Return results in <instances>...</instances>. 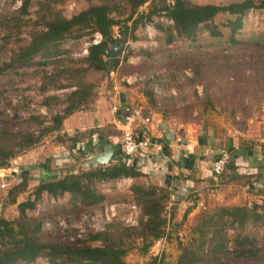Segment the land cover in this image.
I'll use <instances>...</instances> for the list:
<instances>
[{"label": "trees", "instance_id": "trees-1", "mask_svg": "<svg viewBox=\"0 0 264 264\" xmlns=\"http://www.w3.org/2000/svg\"><path fill=\"white\" fill-rule=\"evenodd\" d=\"M74 1H84L89 5L66 17L58 6L62 3L61 0H22L17 16L0 22V28L6 30L9 36H17L25 22L24 17L28 15V8L36 3L34 29L29 41L14 51L7 60L0 62V77L18 73L19 70L34 65L64 62L60 44L68 36L81 38L95 33L101 36L97 44L88 46L83 60L75 62L70 59L68 64L60 65L48 75L44 74L47 82L41 85L42 93L52 88H72L63 98L56 95L45 96L41 102L47 109L59 102L62 105L61 111L50 115L48 120L32 118L38 125L32 132H12L6 127L0 129V169L8 168L14 158L40 144L48 135H55L60 141L67 140L71 144L78 142L76 136L69 137L62 133L63 121L73 113L90 110V105L97 97L95 85L90 80L92 74L101 73L106 77L116 69L119 58L105 57V49L111 48L118 39L114 35L115 26H118L119 35L134 38V32L140 25L152 22V16L161 13L171 22L166 27L155 25L163 34L162 42L165 45L172 44L177 38L191 43H196L197 40L196 46L204 51L213 47L221 49L215 55L205 52L203 60H212L214 56L221 61H228L234 53L225 56L224 50L228 51L232 47L241 50L252 45L249 40L236 37L242 28L246 11L264 9V0H257V3L255 0H238L224 4L193 3L190 0H171L166 3V0H162L160 6L154 0ZM146 3L148 10L139 12ZM219 15H224L220 25L226 31H222L215 23ZM201 33L205 35L200 36ZM260 45V42L253 45L249 57L264 61V46ZM76 63L81 64L77 67ZM61 74L68 80L64 85L56 83ZM195 75L196 70L193 78ZM161 77L162 75H157V78ZM151 81L149 78L145 79L140 92L150 105L155 106V92L149 86ZM163 86L166 87L167 84ZM227 150L230 151V147ZM80 156L82 157V153ZM141 176L143 174L135 165L119 162L94 165L76 172L67 168L65 173L60 171L54 178L42 179L32 190L33 199L28 198L17 204L18 220L0 218V264H32L40 256H45L50 264H127L124 257L133 243L138 240L141 251L146 252L154 241L165 235L168 223L166 207L171 191L165 187L137 183ZM120 178L134 180L129 187V202L139 209V218L134 226L112 219L102 230L89 233L84 239H78L72 244L57 243L46 240L40 221H33L26 216V210L33 209L43 193L52 197L67 194L82 207L100 205L106 196L97 190L96 183ZM20 179V183L10 190V194L27 189L28 176L25 172H22ZM248 225L264 226V216L258 208L247 204L219 206L200 214L193 229L195 236L188 244L180 245L176 263L233 264L260 261L263 264L264 252L258 248L255 237L244 232ZM155 260L156 257L152 258L154 264Z\"/></svg>", "mask_w": 264, "mask_h": 264}, {"label": "rangeland", "instance_id": "rangeland-1", "mask_svg": "<svg viewBox=\"0 0 264 264\" xmlns=\"http://www.w3.org/2000/svg\"><path fill=\"white\" fill-rule=\"evenodd\" d=\"M61 1L62 3L58 6L62 8L66 17H70L89 5L84 1ZM170 1L166 0V3ZM190 1L224 4L238 0ZM154 2L160 6L162 0H154ZM255 2L258 1L255 0ZM21 3L22 0H0V22L17 16ZM35 9L36 3L31 4L17 36H9L6 30L0 28V62L7 60L14 51L28 43L29 36L34 29ZM147 10L148 3L142 6L139 12ZM223 19L224 15H219L215 19V23L222 31H226L220 25ZM157 24L166 27L171 22L161 13L156 14L152 16V22H146L138 27L133 35L135 39L131 36L119 35L118 26L114 27V35L117 38L125 37L126 44L123 53L118 57L119 63L115 70L106 77L101 73H94L90 76L96 93L101 87L111 86L112 77L120 84L137 87L136 90L139 92L143 88V81L149 78L152 80L149 86L155 92L156 105H150L147 98L143 97L148 106L162 118L196 124L199 127L209 125L212 120L221 119H224L225 122L231 121L233 124H239V126H243L251 117L264 120V61H257L256 58L249 57L253 45L260 42V46H264V9L246 11L242 28L236 37L241 40H249L248 42L252 45L243 47L241 50L233 47L228 51L224 50L223 55L225 56L234 53L228 61H226L227 59L221 61L214 56L212 60H203L205 52L215 55L221 49L213 47L204 51L196 46L197 40L196 43L195 41L191 43L183 38H177L172 44L165 45L162 42L163 34L155 28ZM202 35L205 33L200 34V36ZM92 39L93 34L81 38L68 36L60 44L61 51L64 53L62 54L64 62L34 65L23 68L18 73L0 77V129L6 127L12 132H32L38 127L32 118L48 120L50 115L61 111L62 105L59 102L52 105L50 110L42 106L41 102L45 96L56 95L63 98V95L72 88L60 90L52 88L42 93L41 85L47 82L44 79V74L48 75L60 65L68 64L70 59L75 62L83 60ZM79 64L81 63L75 65L78 67ZM195 70L198 77L195 75L193 78ZM157 75H162V77L157 78ZM59 76L56 83L58 85L66 84L68 81L66 76L63 77L62 74ZM164 84L167 86H163ZM91 109L92 105H90ZM86 111L89 110L79 112ZM70 145L71 143L67 140L60 141L55 135H48L40 144L14 158L8 168L0 169V218L18 220L17 204L28 198L33 199V188L43 178L52 175L48 172L49 174L40 177L38 166L40 163L46 161L48 164H52V158H65L68 154L75 160L87 156L84 152L85 147H79V149H74V152H69ZM78 150L82 151L78 152ZM62 164L67 165L63 169L61 168L62 170L69 168L68 164L63 162L61 166H63ZM22 172L28 176L27 189L17 194H10V190L20 183ZM57 174L59 175V173ZM137 183L143 184L140 180ZM131 184L127 180L117 179L106 180L103 184L96 183L97 190L103 193L106 199L102 204L93 207H82L67 194L52 197L43 193L34 208L26 210V216L33 221H40L46 240L57 243L72 244L78 239L86 238L89 233L102 230L106 224L103 220L104 211L111 206L115 213L112 219L128 226H134L135 224L131 225L125 222L129 218L135 219L137 222L139 218V209L131 208L133 204L129 202ZM232 191L221 192L216 187H211L203 190L197 197V201L191 200L189 203L181 205L173 204L170 199L166 207L168 223L165 235L154 241L146 252H142L140 242L135 241L124 257L125 262L127 264H154L152 258L156 257L155 264H177L180 245L188 244L195 236L193 229L200 219V214L219 206L233 205L229 201L234 198L227 196ZM244 202L247 204V201L244 200L239 205ZM259 202L257 203L258 207L264 216V200L259 199ZM192 207L193 210H191ZM244 232L254 236L258 248L264 252V226L248 225ZM93 244L97 243L93 242ZM262 263L264 264V258ZM32 264L50 263L45 256H40ZM233 264H260V261L234 262Z\"/></svg>", "mask_w": 264, "mask_h": 264}, {"label": "crops", "instance_id": "crops-1", "mask_svg": "<svg viewBox=\"0 0 264 264\" xmlns=\"http://www.w3.org/2000/svg\"><path fill=\"white\" fill-rule=\"evenodd\" d=\"M111 79V86L99 88L91 110L73 113L63 121L62 132L78 139L70 145L69 152L85 147L87 156L76 161L68 154L65 158H52V164L43 161L38 165L40 177L48 172L52 175L46 176L47 179L56 177L60 171L65 173L66 169H62L67 165L61 166L63 162L73 172L78 167L91 168L94 165L87 162L88 157L108 145L112 150L108 164L135 165L143 174L139 177L143 184L171 191L173 204L197 201L203 190L216 187L221 192L233 190L227 194L234 198L229 203L239 205L246 200L248 206L259 209V199L264 200L263 119L251 117L243 126L224 119L212 120L202 127L176 122L153 111L137 87L120 84L114 77ZM125 129L150 140L153 148L149 153L125 157L119 146ZM221 150L229 153L228 164L220 175H214L211 166ZM117 180L134 181L131 178Z\"/></svg>", "mask_w": 264, "mask_h": 264}, {"label": "built area", "instance_id": "built-area-1", "mask_svg": "<svg viewBox=\"0 0 264 264\" xmlns=\"http://www.w3.org/2000/svg\"><path fill=\"white\" fill-rule=\"evenodd\" d=\"M101 39V36L98 33L93 34V39L91 44H97ZM119 146L122 154L125 157H130L134 155L144 156L153 148L150 140L147 138L137 136L132 133L130 129H125L122 132V135L119 139ZM155 149L159 150L160 147H155ZM229 153L226 150H221L219 156L212 163V172L214 175H220L228 164ZM102 184L104 182H101ZM108 183V182H107ZM100 184V183H99ZM131 208L136 209L133 205ZM114 208L113 206L108 207L104 211L103 220L107 223L112 217H114ZM126 223L136 224L135 219L129 218L125 220Z\"/></svg>", "mask_w": 264, "mask_h": 264}, {"label": "water", "instance_id": "water-1", "mask_svg": "<svg viewBox=\"0 0 264 264\" xmlns=\"http://www.w3.org/2000/svg\"><path fill=\"white\" fill-rule=\"evenodd\" d=\"M126 44L125 37L118 38L111 48L105 49L106 58H118L124 50ZM112 150L110 146L105 145L101 152L93 154L87 159V162L93 165H107L111 159Z\"/></svg>", "mask_w": 264, "mask_h": 264}]
</instances>
